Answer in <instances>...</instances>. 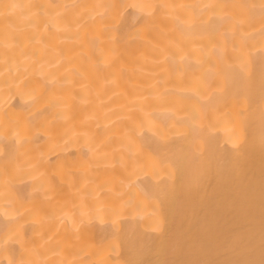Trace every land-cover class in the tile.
Instances as JSON below:
<instances>
[{
  "label": "bare ground",
  "instance_id": "obj_1",
  "mask_svg": "<svg viewBox=\"0 0 264 264\" xmlns=\"http://www.w3.org/2000/svg\"><path fill=\"white\" fill-rule=\"evenodd\" d=\"M0 264H264V0H0Z\"/></svg>",
  "mask_w": 264,
  "mask_h": 264
}]
</instances>
